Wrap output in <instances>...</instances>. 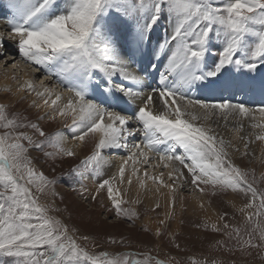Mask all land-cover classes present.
<instances>
[{
	"label": "snow or ice",
	"instance_id": "6c2138e0",
	"mask_svg": "<svg viewBox=\"0 0 264 264\" xmlns=\"http://www.w3.org/2000/svg\"><path fill=\"white\" fill-rule=\"evenodd\" d=\"M8 6L10 30L0 31V58H8L5 41H11L20 61L43 73L42 90L27 79L19 91L42 98L52 109V119L70 116L66 128L74 140L88 137L95 142L91 154L70 174L102 176L111 163L102 153L125 152L116 174L100 181L96 195L106 189L115 215L132 221L138 213L122 207L128 201L113 182L124 183L130 161L147 163L143 145L161 161L176 165L169 172L173 185L148 177L145 170L144 176L154 183L175 191L186 169L191 185L201 193V185L250 193L240 211L255 209L246 213L251 231L246 239L235 227L226 235L231 238L234 232L241 249L264 247L254 242V234L264 242V193H258L247 171L232 161L233 153L247 156L253 140L264 142V104L249 107L223 98L225 92L252 91L257 70L264 68V0H9ZM49 77L70 95L44 86ZM260 87L264 93V81ZM200 90L220 98L201 99L194 95ZM33 105L38 106L35 100ZM245 122L252 130L247 137L240 136ZM229 124L233 136L226 138L221 129ZM0 129L5 130L0 133V264H149L147 256L131 260L129 254L91 253L51 215L59 211L49 201V186L55 181L35 168L30 150L54 147L57 152L45 155L75 156L62 145L65 132L49 136L18 114L9 118L3 104ZM21 129H33L45 139H34ZM236 138L243 150L233 143ZM138 171L134 167L128 185ZM139 183L143 188L146 180ZM229 228L227 223L222 229L212 225L213 231Z\"/></svg>",
	"mask_w": 264,
	"mask_h": 264
},
{
	"label": "rangeland",
	"instance_id": "374dc122",
	"mask_svg": "<svg viewBox=\"0 0 264 264\" xmlns=\"http://www.w3.org/2000/svg\"><path fill=\"white\" fill-rule=\"evenodd\" d=\"M6 49L8 58H0V77L11 71L12 75L19 79L27 74L28 78L34 80L35 83L40 82L42 72H35L30 65L22 66V61L16 53H13V50L10 52L8 48ZM14 60L20 61L19 64H14ZM258 71L264 73V68H259ZM48 80H50L47 83L49 88L65 92L64 87L55 83V80L49 78ZM1 93L0 90V96ZM204 93L202 90L196 96L202 97ZM6 94L8 95L4 99L10 97L13 100L14 97L12 98V96L14 95L11 91ZM27 98L13 100L15 105L9 106L7 108L9 110H6L9 118L13 114H18L21 118H26V122L38 124L49 136L56 131L65 132V134L68 132L66 125L70 126V121L62 124L58 116L55 119H52L49 115L43 117V112L37 113L30 107ZM12 100L9 104L14 103ZM250 107L256 106L250 105ZM44 118H48V123L44 122ZM21 130L27 131L34 139H45V137H40L33 129ZM3 131L5 130L0 129V133ZM89 142L82 149L83 152L81 151L73 157L57 155L53 159L46 156L45 153L47 152H57L54 147H46L43 152L30 150V155L34 158L33 164L39 165L36 169L41 170L40 172H43L49 180L55 181L54 184L49 186V201L53 202L52 207L59 209V211L52 212L51 215L57 216L67 225L70 234L77 239L81 247L95 254L102 252H107L110 255L129 254L131 260H144L147 256L151 258L149 264H156L157 260L164 261L165 264H264V247L241 249V241L236 238L234 232L231 238L226 235V232L232 231V228L235 227L241 229L240 236L242 238H247V232L251 231V224L246 223V213L254 212L255 209H246L245 212H241L240 209L249 202L250 193L245 195L233 192L231 189L220 191L214 190L211 185H201L205 189L202 194L209 193L208 196H211L207 207H204L201 204L197 205L192 192L183 188L181 192V195H183L179 198V201H182L183 204L177 201L173 211L167 217H165V209L160 203L159 207H156L158 203L152 205L155 206L153 208L138 201L134 204L136 205L134 207L125 197L128 203L122 204V207L134 209L138 213V218L129 221L123 214L119 217L115 215V209L111 201H107L106 189L100 191L104 194L101 195L102 197L97 196L92 199L91 192L87 191L88 194L84 189L78 187L81 182L80 176L70 174L71 169L91 154L94 149L95 142L91 138H89ZM102 154L110 158H126V153L121 150H105ZM137 156L139 157V154ZM254 159L252 158L249 161L248 156H243V158L233 160V163L238 165L240 162L238 166L247 171L248 181L253 184L258 193H264V160ZM140 160L143 161L141 157ZM146 164L143 163L144 172L150 169ZM140 165L142 164L140 163ZM162 171L165 172L166 167H162L160 172ZM94 177L95 182H98V184L102 179L109 178L105 174ZM183 178L191 185V177L186 169ZM57 187H59L60 192H57ZM51 192H55L56 195L52 196ZM234 197L240 201V206L237 208L228 201V199ZM197 198L202 200L200 197ZM161 221H164V223L161 224ZM225 223L230 225L229 229L213 231L212 225L215 224L217 228L222 229ZM157 230H159V234H157ZM113 241L115 242L113 243ZM254 242L257 244L264 243L260 241L258 234H254Z\"/></svg>",
	"mask_w": 264,
	"mask_h": 264
},
{
	"label": "bare ground",
	"instance_id": "6f19581e",
	"mask_svg": "<svg viewBox=\"0 0 264 264\" xmlns=\"http://www.w3.org/2000/svg\"><path fill=\"white\" fill-rule=\"evenodd\" d=\"M1 1H2V6H3V11H6V13L8 15H11V11H10L9 6H8L9 5V0H1ZM9 30L10 29L8 28V26L5 25L4 22H0V31H3V32L7 33V31H9ZM168 30L171 31L170 28ZM164 34L165 33L163 31V28H162L161 31H160V35L163 36ZM5 46H6V48H8V50L10 52L13 50L11 41H7L6 40L5 41ZM13 53H15L14 50H13ZM21 64H22V66H24V64L22 62H21ZM135 70H138V69H135ZM41 76L42 75H40V77ZM27 79H30V78H28L27 74L23 75V77L19 79L17 77H14L12 75L11 71H9L5 75L1 76L0 77V88H1L0 90L2 91V93H1V96H0V103L5 105L6 110H9V109H7L9 106L15 105V102L13 100H15L16 98L23 99V98H27L28 97L27 101L30 102V107H32L34 109V111H36L37 113L38 112L39 113L43 112L42 113V114H44L43 117H45V115L48 116L49 113L52 112V109L43 104L42 98L36 97L34 93H28L27 90L19 91V89L24 84V81L27 80ZM49 79L55 80L54 82L57 83L55 78L49 77ZM49 81L50 80H48V78L43 80V83H44L43 85L47 86V83H49ZM261 81H264V76L260 75L259 73H256V81H255V84H254V87H253L252 91H249L246 94L245 93L230 94L228 92H225V93H223V98L224 99H232L233 102H241V101H243L249 107H250V105L259 107L262 103H264V93L261 92V87H260ZM147 82L148 83L152 82L151 77H149ZM36 84H37L38 88H40V82H38ZM60 86H62V85H60ZM153 86H155V85H153ZM6 89H8V90H6ZM40 90H42V88H40ZM9 91H11L13 93L12 95H14V96H12V98L14 97L13 100L10 97L4 99L5 96L8 95L6 93H8ZM55 92L59 93V91H56V90H55ZM204 92L205 93L202 95V97H199V96H197V97H199L201 99H209V100L219 99L220 98L219 94H211V93L207 94V91H204ZM63 95H64V97H67L70 94L67 91H65V92H63ZM11 100L14 103L9 104ZM34 100L36 101V105H38V106H34L33 105V101ZM59 118H60L62 124H66L67 121L71 122L70 116L67 117V118H64V117H59ZM44 122L48 123V118H46V119L44 118ZM231 127H232V125L229 124L228 128H222L221 129L222 134H224L226 138H231L233 136V133L231 132ZM251 132H252V130L250 129V127H248L247 122H245V127H244L243 131L240 133V136L247 137V136H249L251 134ZM67 133L65 134V138L62 141V145L64 146V148H72L75 151L76 155L81 153L82 149L87 145V143H90L88 137H86L83 142H80V141L74 140L72 135H68ZM137 135H139V134H137ZM132 139L133 138H130V141H132ZM233 143L236 144L237 146L241 147V150H243V148H242L243 142L241 140L236 138V139L233 140ZM141 148L143 149L144 152L148 153V161H147V164H146V166H148V168H150L149 171H147L148 177H151V176L155 175V176L159 177L160 179H162L165 184L173 185V180L169 179V172L172 171V167L176 166L175 163L174 162H168V161H161L159 159V157L155 153L148 152V149L144 148L143 145H141ZM248 152H249V154L247 156H248V160L249 161H251L252 158L253 159L254 158H259V160H264V142L258 141V140H253V142L249 144ZM137 154H139V152H137ZM120 158L121 157L110 158L111 163L105 166L103 174H105V175H107L109 177L114 175V174H116L118 165H119V163H121V159ZM240 158H243V156H241L240 153H233L232 161L236 160V159H240ZM141 159L143 160V157H141ZM166 163L169 164L170 166L166 168L165 172L164 171L160 172L162 167L165 168V164ZM239 163H238V165H239ZM141 164L142 165H140V162H138L137 164L133 165L132 162L130 161L128 166L126 167V170H125L124 183L121 184L119 182V180L113 182V183H115L114 186L119 187L120 193H121V197H122L123 200H125V197H127V200H129V202L132 203L133 205L136 202H138V201H141L146 206H152L154 204H157V203L159 204L160 203V204L163 205V207L165 209L164 210L165 211V217H167L173 211L174 205H175V203L177 201L179 203L183 204L182 201H179V198H180V196L183 195V194L181 195V192L183 191L182 189L185 188L186 190L192 192L193 197H194V201H197L196 202L197 205L201 204L204 207H207V203L209 202L208 200L211 198V196H208V195H210L209 193L208 194L207 193L202 194L199 190L195 189V187L193 185H190L187 181H185L184 178H181L180 180L175 182V185H174L175 191H173L170 188L163 187L158 182L154 183L151 179H149L148 177L144 176L143 163H141ZM34 166H35V168L39 167V165L35 164V163H34ZM50 167H51V165H50ZM134 167L139 169V171L137 172V176L136 177H132L131 185H128L127 180L131 176V173H132ZM49 170H50V168H49ZM183 171H184V175H185V169ZM47 173H48V171H47ZM161 173H163L162 177L160 176ZM140 179L146 180V184H145V186L143 188L140 187V183H139ZM80 180H81V182H80V185L78 186L79 188L84 189L86 193L91 192L90 194L93 195V196L96 195V190H97V187H98L99 184H98V182L97 183L95 182V177L90 172H84L83 171L82 175H80ZM157 188H159V191H157ZM56 189H57V192H58L59 191V187H57ZM82 189H81V191H82ZM100 191H102V190H100ZM101 195H104V194L99 192V195H96V197L97 196L98 197H102ZM197 197L202 198V200L197 198ZM173 198L175 199L174 205L172 204ZM108 200H109V198H107V201ZM228 201L232 205H234V207H236V208L240 206L239 205L240 201H239L238 198L234 197V198L228 199ZM109 202H110V200H109ZM196 204H194V205H196ZM135 206L136 205H134V207Z\"/></svg>",
	"mask_w": 264,
	"mask_h": 264
}]
</instances>
